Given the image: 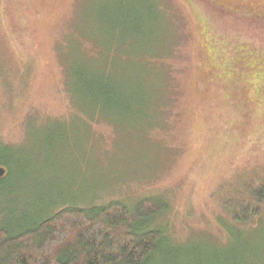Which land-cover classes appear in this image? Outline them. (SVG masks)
Masks as SVG:
<instances>
[{"label": "rangeland", "instance_id": "374dc122", "mask_svg": "<svg viewBox=\"0 0 264 264\" xmlns=\"http://www.w3.org/2000/svg\"><path fill=\"white\" fill-rule=\"evenodd\" d=\"M214 1L229 9L201 0H0V166L10 177L0 186L1 224L25 227L75 198L83 206L163 198L172 237L151 264H227L221 201L264 168V19L240 9L264 0ZM123 6L138 10L136 40L133 28L113 37L105 23ZM91 62L112 92L142 103L138 119L100 110L93 124L95 102L73 95L81 80L70 74ZM248 243L255 258L244 264H264V219Z\"/></svg>", "mask_w": 264, "mask_h": 264}, {"label": "trees", "instance_id": "16d2710c", "mask_svg": "<svg viewBox=\"0 0 264 264\" xmlns=\"http://www.w3.org/2000/svg\"><path fill=\"white\" fill-rule=\"evenodd\" d=\"M201 1L219 5L214 0ZM219 6L229 9L225 4ZM240 9L244 17L264 19L262 6H241ZM232 11V14L240 13ZM137 17V9L123 6L116 15L105 19V23L113 37H122L125 28H133L131 32L135 35L132 39L136 40L140 37L138 29L142 26ZM94 48L92 57L98 54L97 48ZM107 55L113 57L117 53L110 50ZM82 56L91 58L85 53ZM145 62L154 71L151 76L156 78L159 72L152 68L153 62ZM89 64L92 66L85 67L86 71L80 70L75 74L72 70L70 74L81 80L80 89L73 95L80 101L85 97L95 102L96 108L89 107L88 102L91 101L87 102V106L96 111L91 117L93 124L100 122L95 116L100 110L132 111L129 116H125L138 119L141 113L134 109L141 107L142 103L126 96L123 90L116 87L115 93L112 92L110 88H114V85L104 80V83L100 82V74L96 71L98 67L93 62ZM135 92L140 93L137 90ZM154 108L156 113L160 111L161 102ZM8 177L9 174L7 178L0 179V186ZM235 184L234 191L231 194L225 192L221 201L227 205L223 209L227 219L225 223L219 220V224L223 228L220 232L227 242V264H244L246 257L255 258L254 249L248 242L249 238L257 234L264 219V168H257L240 177ZM75 199L55 207L37 222L19 229L0 223V264H151L164 251L166 235L171 236L167 224L163 223V217L170 211L166 199L144 198L132 206L118 200L83 206L76 204Z\"/></svg>", "mask_w": 264, "mask_h": 264}, {"label": "water", "instance_id": "95a60500", "mask_svg": "<svg viewBox=\"0 0 264 264\" xmlns=\"http://www.w3.org/2000/svg\"><path fill=\"white\" fill-rule=\"evenodd\" d=\"M6 173H7V170L3 167H0V179L5 177Z\"/></svg>", "mask_w": 264, "mask_h": 264}]
</instances>
